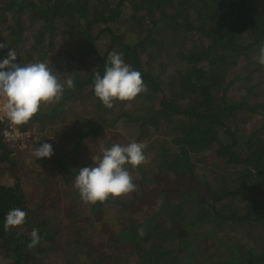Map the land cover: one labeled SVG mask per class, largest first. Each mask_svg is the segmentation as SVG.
I'll use <instances>...</instances> for the list:
<instances>
[{
    "label": "trees",
    "instance_id": "obj_1",
    "mask_svg": "<svg viewBox=\"0 0 264 264\" xmlns=\"http://www.w3.org/2000/svg\"><path fill=\"white\" fill-rule=\"evenodd\" d=\"M262 42L264 0H0V61L75 82L22 125V149L0 134V264H264ZM112 51L147 91L109 109L93 81ZM133 141L136 190L84 203L78 171ZM14 208L26 221L5 231Z\"/></svg>",
    "mask_w": 264,
    "mask_h": 264
},
{
    "label": "clouds",
    "instance_id": "obj_2",
    "mask_svg": "<svg viewBox=\"0 0 264 264\" xmlns=\"http://www.w3.org/2000/svg\"><path fill=\"white\" fill-rule=\"evenodd\" d=\"M7 47L0 43V49ZM14 50L0 61V112L15 125L28 123L43 104L59 102L65 87L74 89L71 75H59L48 62L21 65ZM258 62L264 65V42L259 47ZM94 93L106 108H113L116 101H132L147 91V86L139 71L126 64L122 53L112 51L103 75L94 74ZM1 134V133H0ZM2 136V135H1ZM145 145L135 141L127 144H113L104 148L102 155L93 156L94 166L84 167L75 177L74 187L81 200L87 204L103 203L111 198H119L136 190L133 177L127 166L133 169L148 162L144 154ZM51 144L43 143L34 149L37 160L53 155ZM27 213L20 208L10 210L5 218L4 229L22 226ZM28 248H35L41 242L39 230L34 228Z\"/></svg>",
    "mask_w": 264,
    "mask_h": 264
},
{
    "label": "built area",
    "instance_id": "obj_3",
    "mask_svg": "<svg viewBox=\"0 0 264 264\" xmlns=\"http://www.w3.org/2000/svg\"><path fill=\"white\" fill-rule=\"evenodd\" d=\"M2 102L3 99L0 98V104ZM0 133L5 144L16 149H22L24 142L31 136L30 132H22L21 125L12 124L3 112H0Z\"/></svg>",
    "mask_w": 264,
    "mask_h": 264
}]
</instances>
